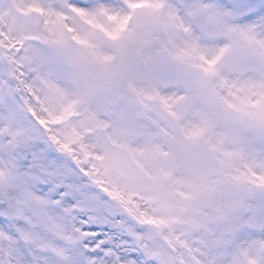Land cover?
Segmentation results:
<instances>
[{
    "label": "snow or ice",
    "instance_id": "1",
    "mask_svg": "<svg viewBox=\"0 0 264 264\" xmlns=\"http://www.w3.org/2000/svg\"><path fill=\"white\" fill-rule=\"evenodd\" d=\"M0 264H264V0H0Z\"/></svg>",
    "mask_w": 264,
    "mask_h": 264
}]
</instances>
